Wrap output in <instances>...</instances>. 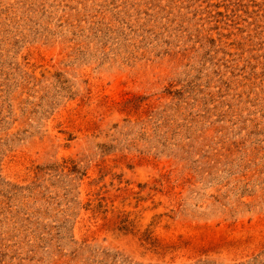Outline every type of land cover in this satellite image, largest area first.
I'll return each instance as SVG.
<instances>
[{"label": "rangeland", "instance_id": "obj_1", "mask_svg": "<svg viewBox=\"0 0 264 264\" xmlns=\"http://www.w3.org/2000/svg\"><path fill=\"white\" fill-rule=\"evenodd\" d=\"M0 264H264V0H0Z\"/></svg>", "mask_w": 264, "mask_h": 264}]
</instances>
